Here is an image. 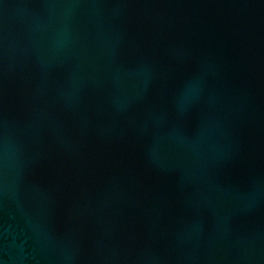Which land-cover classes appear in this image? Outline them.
Listing matches in <instances>:
<instances>
[{"label":"water","instance_id":"water-1","mask_svg":"<svg viewBox=\"0 0 264 264\" xmlns=\"http://www.w3.org/2000/svg\"><path fill=\"white\" fill-rule=\"evenodd\" d=\"M0 264H264V0H0Z\"/></svg>","mask_w":264,"mask_h":264}]
</instances>
